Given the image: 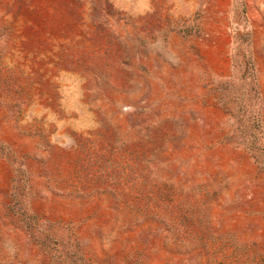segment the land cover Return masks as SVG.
Segmentation results:
<instances>
[{
    "label": "rangeland",
    "instance_id": "1",
    "mask_svg": "<svg viewBox=\"0 0 264 264\" xmlns=\"http://www.w3.org/2000/svg\"><path fill=\"white\" fill-rule=\"evenodd\" d=\"M0 264H264V0H0Z\"/></svg>",
    "mask_w": 264,
    "mask_h": 264
}]
</instances>
